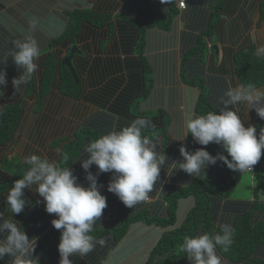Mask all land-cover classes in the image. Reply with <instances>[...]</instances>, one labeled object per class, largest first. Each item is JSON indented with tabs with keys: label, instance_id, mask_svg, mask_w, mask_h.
Segmentation results:
<instances>
[{
	"label": "trees",
	"instance_id": "obj_1",
	"mask_svg": "<svg viewBox=\"0 0 264 264\" xmlns=\"http://www.w3.org/2000/svg\"><path fill=\"white\" fill-rule=\"evenodd\" d=\"M120 1L122 0H0V70L6 72L7 80V84L0 88L2 92L0 93V198L4 197L13 182L23 175L28 167L23 160L32 154L46 157L50 161H57L61 167L69 166L78 182L84 185L86 174L79 160L86 155L83 152L84 146L113 129L119 130L127 126L130 120L128 118L135 117L140 101L149 96L151 88L159 79L166 82L174 80L176 68L169 67L168 70L163 58L168 55L172 58L171 55L174 53L163 54V56L161 53L159 54L162 56L160 59L155 58L154 54L156 51L162 52L166 47L174 45L177 40L174 34L168 33V36H165L161 32H164L167 26L169 27V21L179 16L180 9L176 5L179 1L140 0L128 6L130 10L120 9ZM211 1L183 0L182 12L196 33H186L184 42L182 41V50L186 52L184 55H178L181 64L178 68L183 70L178 72L180 80L187 83L184 79L185 65L188 66L187 72L190 74H197L199 77L205 75L199 66L204 64L207 53H212L216 58L226 59L224 67L229 64L227 67L230 68L233 62L234 70L232 67L230 73H227L228 76L234 74L244 85L264 86V58L255 56L257 46L264 44V37L260 40L250 37V45L242 47L243 43L237 41L248 40L249 32L244 31L248 26L246 20L240 21L236 17L229 26L223 28V20L226 19L224 15L233 16V10L240 0H217L213 3ZM253 8L259 10V20L256 26L264 25V0L260 1L257 6L248 7L249 10ZM117 17L128 18L131 25L126 29H131L136 33V41L134 42V39L127 36L122 38L121 44L114 41L111 47L98 50L99 41L104 38L106 31L111 29L113 20ZM241 17L243 14H240ZM33 20L36 21L35 29L31 28ZM217 29L220 31L218 36L215 35ZM29 35L38 41L41 48L40 57L36 61L38 71L33 74L27 85H22L19 91H15L11 81L17 78L23 69H18L13 63L10 52L14 41L22 40ZM217 40H226L228 45L222 46L228 47L222 51ZM131 45L134 49L131 54L139 58L142 70L137 69L138 63L129 62L127 64L131 72L126 78L129 84L120 93L118 91L124 84L125 77L118 76L121 68L119 63L116 64L117 61L113 59L115 55L108 53L107 56L111 59L103 62L102 65L98 58L92 65L87 57L93 52L97 55L102 51L118 52L119 49ZM74 46L77 51L71 54ZM229 47L237 50L232 54L229 52ZM70 54L72 57L69 67L64 63V59ZM5 60L7 61L4 63ZM135 69L140 71L142 78L137 75ZM85 82L91 84L94 91L83 98ZM210 83L214 89L212 94L204 88V81L188 82L190 87L197 89L198 111L202 115L212 111L207 100L213 97L212 95L217 97L220 91L226 90L223 78H214ZM111 99H116V101L108 105ZM28 105L32 112L23 121ZM91 106L97 110L94 112L95 115L90 113ZM83 108L87 109L81 111ZM114 114L119 116L117 121L113 117ZM62 115L64 117H61ZM76 120H85V122L80 123L81 125L79 124L77 129H74L73 123ZM59 125L61 126L60 131L55 132L53 129L58 130ZM255 125L259 133L260 129L264 128V120L260 119ZM21 127L24 130L18 132L22 129ZM51 132L59 135L51 134ZM20 133H24L23 139L20 138ZM158 134L159 132L143 131V135L150 140L156 138ZM263 159L264 150H262L261 159L253 167L254 190L259 188L263 182ZM90 171L95 174L96 167L93 165ZM108 174L111 173L100 174L98 184H104ZM202 184L196 182L190 188L174 193L169 198L168 217L165 219L151 218L139 202L138 205L136 204L138 209L132 210V213L116 227L101 229L100 225L99 228H95L97 226L95 225L91 234L97 239L111 235L114 241L112 242L115 243L125 235L132 222L143 221L146 224H159L164 229H170L159 239L144 264H174L182 255L180 246L183 242L182 234L185 232L186 224L193 221L195 224L205 226L206 229L211 226L206 214L199 216L197 211L193 210L183 226L173 229L176 223L175 210L178 202L190 195L192 189L196 190ZM85 186H87V181H85ZM210 187L213 189L214 185L211 183ZM24 191L30 195L26 198L35 204L39 196L34 191L28 189ZM211 193L225 196V193L218 189ZM2 200L4 198L0 199ZM121 206V203L116 202L115 197L110 195L109 199L107 198L108 213L117 216L116 212H121V208L126 209ZM26 208L44 211L42 202L33 207L26 206L22 212L25 222L27 220ZM8 210L5 201L0 202V213ZM200 212L205 213V211ZM25 228L26 224L23 226V229ZM233 229V244L227 250L220 246L218 249L234 262L264 264V261L253 256L264 245V225H251L246 217H239ZM54 232L52 236L45 237L46 251L37 256L38 264H56L54 260L58 252L55 245L60 237V231L55 229ZM70 259L75 264L77 261H82L84 257L73 255ZM8 262L5 258L0 261V264H8Z\"/></svg>",
	"mask_w": 264,
	"mask_h": 264
},
{
	"label": "clouds",
	"instance_id": "obj_2",
	"mask_svg": "<svg viewBox=\"0 0 264 264\" xmlns=\"http://www.w3.org/2000/svg\"><path fill=\"white\" fill-rule=\"evenodd\" d=\"M31 28H36L35 20L31 22ZM40 54V45L31 35L14 41L11 60L18 69H23L11 81L15 91L27 85L38 71L36 61ZM255 56L264 58V44L257 46ZM6 84V72L0 70V88ZM220 105L204 115L191 112L185 115L183 134L175 141H182L190 135L196 144L203 146L195 151H189L183 145L179 148L182 162L178 166L186 174L199 176L218 161L230 170L251 172L252 166L261 159L264 128L257 133L255 124L245 127L238 113L241 112L239 106L244 105L247 112L255 111L259 119L264 120V87L229 84L220 98ZM149 126V120L137 118L127 126L113 129L87 143L83 149L86 155L79 159L86 174V187L78 182L69 166L61 167L57 161L36 154L25 157L23 163L28 167L13 182L5 198L11 215L5 218L4 213H0V260L9 257L10 264H38L37 257L33 255L37 238H29L12 215L22 213L26 206L33 207L41 202L47 214L56 216L50 223L60 231L57 245L59 264H73L70 259L73 255L84 257L97 244L103 246L104 239H97L91 234L107 208V198L101 194L104 185L98 184V176L112 174L106 190L118 197L127 208L148 200L166 160L165 155L158 153L157 145L143 135V130ZM210 143L220 145L227 155H211L206 150ZM93 165L96 167L95 174L90 171ZM25 189L34 191L42 200L33 204L26 198ZM233 236L232 226L222 223L217 233L186 237L180 250L189 264H226L216 249L220 246L227 250L233 244Z\"/></svg>",
	"mask_w": 264,
	"mask_h": 264
},
{
	"label": "crops",
	"instance_id": "obj_3",
	"mask_svg": "<svg viewBox=\"0 0 264 264\" xmlns=\"http://www.w3.org/2000/svg\"><path fill=\"white\" fill-rule=\"evenodd\" d=\"M138 1L140 0H122L120 1L119 8L123 10H130L128 6ZM178 1L180 0H177V2ZM216 1L217 0H212L211 3ZM260 1L262 0H240L236 8L233 10V16L226 17V15L223 14L226 18L223 20V28L229 26L232 23V20H235L236 17L239 18L240 21L246 20V24L248 26L244 31L249 32L248 40L237 41L241 44L243 43V45H241L242 47L244 45H250V37L252 39L257 38L258 40L264 37V25L259 27L256 26L259 20V10H257V8H253L252 10L248 9V7L259 5ZM176 5L178 7V3ZM179 11V16L174 18L173 21H169V27L167 26L166 30L164 31L165 33L161 32L165 36H168V33L174 34L177 40H175L174 45L166 47L162 52L156 51L154 54L155 58L160 59L163 54L166 55L174 53L171 55L172 58H169V55L167 57L164 56L163 58L165 59V64L167 65L168 70L169 67L176 68V73L174 75L175 78L172 82H166L162 79H159L151 88V93L149 96L140 101L141 103L139 104V110L138 113L134 115L135 117L128 118L130 119L129 123L137 118H144L151 122V126L144 129L143 131L149 130L151 133L159 132L158 136L152 139V142L157 145L158 153L161 156L165 155L166 157V160L160 171L159 179L154 185L153 191L149 194L150 198L141 202V207H143L149 213L151 218H156V220L165 219L168 217L167 210L169 206V198L179 190L190 188L194 183L200 182V184H203L199 185V188L196 190L192 189V193L190 195L178 202L175 210L176 223L174 222L175 225L173 229L183 226L189 213L193 210H196L199 216H202L203 214L207 215L209 222L211 223V226H209L210 230L206 229L205 226L195 224L193 221H191L185 226V232L182 234L183 240L186 237L195 236L202 233H217L219 231V225L222 223H228L233 228L236 219L239 217H246L251 225H264V174L261 186L254 190L255 180L253 179V174L251 172L240 173L239 171L230 170L219 161L215 166L207 167L199 176H191L179 169L178 163L182 162V157L179 153V148L181 145L185 146L189 151H195L196 149L203 147L196 144L190 135L182 141H175L183 134L184 118L187 113L191 112L198 116L202 115V113L198 111L197 101L199 95L197 89L190 87L188 82L194 80L204 81L205 84H203V86L206 90H209L210 94H212L214 91L210 83V81L214 78H223V82L226 85V90L229 84L235 86L237 83H240L234 74L231 76L227 75V73H230L232 70V67L234 70L233 62H231L232 66L230 65V68L227 67L229 64H226L224 67L226 59L224 57L216 58L212 53H207L208 55L203 65L199 63L200 59L198 58V66L200 64L199 69L202 70L205 75L199 77L197 74H190L187 72L188 66L185 65L184 79L187 80V83H184L180 80L178 72L183 70L178 68L181 67L180 56L178 55H184L186 52L182 50V41L185 39L186 33L194 34L196 33V30L191 28V24L184 16L182 9ZM240 14H243V17L240 18ZM130 23L131 22L128 21V18L117 17L114 19L111 29L106 31L104 38L99 41L97 46L98 50L99 48L103 47H111L114 41H117L119 44H121L122 38H126L127 36H129L132 40L134 39L135 42V38L137 37L136 33H134V31L131 29H126L130 27ZM111 31H113V33ZM218 32L220 31L217 29L215 34L216 36H218ZM161 33L159 34L161 35ZM108 40L111 41L107 42ZM217 41H219L217 44H219L221 50L223 49L222 51L228 47L222 46L226 44V40H223L224 42L220 40ZM208 44L206 45L208 46ZM133 45L119 49L118 52L107 51L106 53L102 51L101 54L98 52V55L93 52L90 55L88 54L87 57L92 65L97 58L102 65L103 62L105 63L111 59L107 56L108 53H113V55H115L113 59L117 61V63L115 62L116 64L119 63L121 68L118 76L125 77V82L118 91L120 93L129 84V81L126 78L129 77L131 72L129 71L130 69L127 67V64L129 62L138 63V65H136L137 69L140 71L142 70L139 58L134 55L132 56L131 54L134 51ZM235 50L237 49L229 47L230 53L233 54ZM161 53L162 56L159 55ZM191 59H189V61ZM137 69H135V72L142 78L140 71ZM83 88L85 90L83 98L94 91V88H92V85L88 82L83 84ZM226 90L220 91L217 97L216 95H212L213 97L207 100V104H209V107L212 109V111H215L217 108L221 107L220 98L223 96ZM189 93H192V95H189ZM114 98L117 99V97ZM116 99H111L108 105L112 104V102L116 101ZM239 110L241 112L238 113V115H240L245 127L251 124H256L260 120L255 111L250 110L247 112V109L244 105H240ZM95 111H97L96 108L91 106L90 113H94ZM113 117L116 121L119 118V116L115 114ZM84 122L85 120H76V124L73 123V128L77 129L79 124H83ZM74 129H72V131ZM206 150L213 156H215L217 153L227 155L223 152L222 147L216 144L210 143L206 147ZM110 179L111 174H108L107 178H105L103 182L104 184H102L104 187L101 189V194L106 196L108 199L110 195L111 197H115L116 202L121 203V205L125 207L118 197L106 190ZM85 181L86 180L83 181L84 186ZM228 181L231 184L229 187L226 184ZM211 183L214 185L213 189L210 187ZM246 183H249V190H246ZM239 185H243L242 191L240 192L237 190ZM215 189L220 190L222 193L224 192L225 196L222 197L211 193ZM7 192L8 190L5 192L4 197L0 198H4V200L0 201L1 203L5 201ZM25 196L29 197L30 195L25 192ZM37 200L42 199L38 197ZM137 205H135L133 208H121V212H116L117 216L110 214V212L108 213V211L105 209L103 211L102 217H100L97 221V226L95 228H99L100 226L101 229L111 226L116 227L126 216L132 213V210L138 209ZM200 211H205V213ZM3 213L5 218L11 215L10 210L3 211ZM26 214V222L24 221L22 213L13 214L12 219L19 222L22 227L24 224H26L24 231L29 238H37V247L33 253V255L37 257L46 251L45 248L47 242L45 241V237H50L53 235V233H55V229L52 227L50 221L55 219L56 216L54 214L49 215L45 211L42 212L41 210H32L30 208H26ZM169 229L170 228L164 229V227L155 223L146 224L143 221L132 222L129 224L125 235L115 243H113L114 241L112 237H110L111 235H102L103 237H100L99 239H104V245L100 246L97 244L92 252L84 256L82 261H77L75 264H144L151 250L156 246L159 239H161L165 232ZM58 243L59 239L57 240L55 249H57ZM216 251L217 254L224 261H226V264H243L230 260L218 249V247ZM253 256L260 261H264V245H262ZM5 258H7V261H9L8 264H10V258ZM59 259L60 257L58 254L54 262L59 264ZM174 264H189V262L182 253V255L178 257Z\"/></svg>",
	"mask_w": 264,
	"mask_h": 264
},
{
	"label": "rangeland",
	"instance_id": "obj_4",
	"mask_svg": "<svg viewBox=\"0 0 264 264\" xmlns=\"http://www.w3.org/2000/svg\"><path fill=\"white\" fill-rule=\"evenodd\" d=\"M180 9H181V7H180ZM219 45V44H218ZM62 55V54H61ZM67 58V57H66ZM89 108V107H88ZM87 108H83L81 111H84V110H86ZM68 110V109H67ZM32 111H31V107H30V105H28V107L26 108V112H25V117H23V121L26 119V116H28L30 113H31ZM80 112V111H79ZM64 114V113H63ZM61 117H64V115H62ZM22 128V127H21ZM60 128H61V126L59 125L58 126V130H56L55 128L53 129V130H55V132L57 131V132H59L60 131ZM20 131H18V132H21V131H23L24 130V128H22V129H19ZM61 131H62V129H61ZM24 133H20L19 135H20V138L21 139H23V135ZM51 134H58V133H53V132H51ZM59 135V134H58ZM55 136H57V135H55ZM54 136V137H55ZM262 162L264 163V159L262 160ZM254 167V166H253ZM251 173L253 174V169H252V171H251ZM227 186L229 187V186H231V184H230V182L228 181L227 183ZM242 186L243 185H239V187H238V192H240V191H242ZM246 190H249V183H246ZM244 191H245V186H244Z\"/></svg>",
	"mask_w": 264,
	"mask_h": 264
},
{
	"label": "water",
	"instance_id": "obj_5",
	"mask_svg": "<svg viewBox=\"0 0 264 264\" xmlns=\"http://www.w3.org/2000/svg\"><path fill=\"white\" fill-rule=\"evenodd\" d=\"M73 51L74 52L77 51V48L75 46L72 48L71 54H72ZM71 54L67 58L64 59V63H66L69 67L71 66L70 65V60H71V57H72Z\"/></svg>",
	"mask_w": 264,
	"mask_h": 264
},
{
	"label": "built area",
	"instance_id": "obj_6",
	"mask_svg": "<svg viewBox=\"0 0 264 264\" xmlns=\"http://www.w3.org/2000/svg\"><path fill=\"white\" fill-rule=\"evenodd\" d=\"M178 7L180 8H183L184 7V3H183V0H180L179 2H178ZM252 169H253V166H252ZM252 171V170H251Z\"/></svg>",
	"mask_w": 264,
	"mask_h": 264
}]
</instances>
